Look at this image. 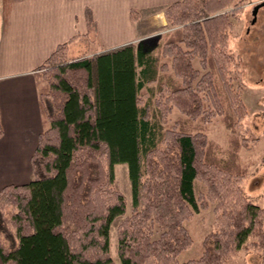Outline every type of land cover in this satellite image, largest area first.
I'll return each instance as SVG.
<instances>
[{
    "label": "trees",
    "instance_id": "1",
    "mask_svg": "<svg viewBox=\"0 0 264 264\" xmlns=\"http://www.w3.org/2000/svg\"><path fill=\"white\" fill-rule=\"evenodd\" d=\"M238 1L170 4L169 30L156 45L99 51L89 34L90 54H71L77 37L57 46L37 72L44 130L34 177L0 190V215L18 239L11 246L0 231L3 264H230L250 243L264 250V205L243 186L249 168L240 150L249 138L240 129L250 109L230 44ZM87 21L95 26L90 12ZM216 118L231 130L226 156L205 130ZM117 163L129 168V215L114 185ZM211 205L215 229L202 255L180 263L194 241L186 221ZM121 215L115 259L110 228Z\"/></svg>",
    "mask_w": 264,
    "mask_h": 264
},
{
    "label": "crops",
    "instance_id": "2",
    "mask_svg": "<svg viewBox=\"0 0 264 264\" xmlns=\"http://www.w3.org/2000/svg\"><path fill=\"white\" fill-rule=\"evenodd\" d=\"M176 1L3 0L0 113L4 134L0 138V190L34 177L32 156L44 130L37 72L57 46L77 37L70 45L73 54L78 44H86L82 38L89 34H95L94 42L101 43L99 51L150 42L144 35L167 25L165 10ZM258 5L264 6V0ZM88 12L95 22L92 28L87 21Z\"/></svg>",
    "mask_w": 264,
    "mask_h": 264
},
{
    "label": "rangeland",
    "instance_id": "3",
    "mask_svg": "<svg viewBox=\"0 0 264 264\" xmlns=\"http://www.w3.org/2000/svg\"><path fill=\"white\" fill-rule=\"evenodd\" d=\"M262 1H238L235 6L238 16L235 20L236 26L231 31L230 44L231 49L242 62V81L236 79V84L243 83V96L250 109L240 129V133L249 138L247 146H243L240 150L241 161L249 168L243 186L249 198L264 205V63L261 64L264 62V6L258 5ZM0 5H3V0H0ZM232 8L233 6H230L228 9ZM1 15L0 8V17ZM252 19L255 23H252ZM168 30V25L161 26L149 31L144 37L148 38L150 44L156 45L157 42L164 40ZM95 44L97 47L102 46L100 42ZM93 45L80 43L72 55L79 57L90 54L93 52ZM178 115L179 111L175 109L171 117L174 120ZM205 130L210 139L221 147V155L226 156L231 130L226 127L224 121L216 118L206 125ZM114 173L115 187L127 196L126 215H129L133 208V193L128 164L117 163L114 166ZM194 184L197 191L205 190V185L199 180H195ZM9 213L8 209L4 211L6 216ZM126 215L118 216L110 228L111 252L115 259H117V227ZM186 226L190 229L194 241L189 248L180 253L178 257L180 263L197 259L202 255V241L215 229L213 205L196 213L192 219L186 221ZM0 231L9 245L14 246L17 243L15 229L6 223L2 215H0ZM254 240L253 237L249 239V241ZM230 264H264V250L250 243L239 251Z\"/></svg>",
    "mask_w": 264,
    "mask_h": 264
}]
</instances>
